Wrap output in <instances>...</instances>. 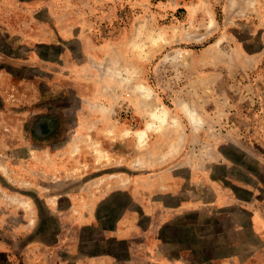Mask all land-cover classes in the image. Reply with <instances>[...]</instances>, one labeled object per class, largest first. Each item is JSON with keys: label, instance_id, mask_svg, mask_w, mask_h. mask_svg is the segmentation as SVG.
<instances>
[{"label": "rangeland", "instance_id": "374dc122", "mask_svg": "<svg viewBox=\"0 0 264 264\" xmlns=\"http://www.w3.org/2000/svg\"><path fill=\"white\" fill-rule=\"evenodd\" d=\"M66 7L12 17L0 3V264H106L131 249L139 264L142 239L115 228L155 231L178 214L174 253L192 244L179 224L203 200L264 208V0Z\"/></svg>", "mask_w": 264, "mask_h": 264}, {"label": "crops", "instance_id": "0c3cea01", "mask_svg": "<svg viewBox=\"0 0 264 264\" xmlns=\"http://www.w3.org/2000/svg\"><path fill=\"white\" fill-rule=\"evenodd\" d=\"M52 1L0 0V3L6 9L1 11V16L9 14L14 17L20 14V8L24 9V17H39L41 14L52 15L55 14L53 10L58 11L59 15L68 13L69 9L66 7L67 0L64 3L66 6L60 4L59 8H56ZM40 26L36 23H29L31 31L38 30ZM8 27L11 31L17 28L20 30V24L14 18L9 19ZM57 30H59V27ZM28 38L29 42L34 43L36 35H29ZM190 169L189 167V175ZM189 175L188 191H194L195 187L190 184L191 178ZM181 190L182 188H179V191ZM221 191V193L224 192L225 194L228 192V190L223 188H221ZM231 198L225 195V197L215 199L213 202L211 200H203L199 205L190 208L193 211H189L187 214L189 216L195 214L196 216L188 217L180 222L179 226L182 235L184 228L187 229V239L192 244L189 243L183 246L182 250L178 249L174 253L171 249H168L169 244L167 241L173 240L175 237L169 235L167 231L170 225H175L178 220V214L175 215L173 213L165 217L159 225L157 224L155 231L145 227L140 228V233L134 232L132 235L129 232H126L125 235H117L119 230L117 231L116 228L112 232L116 240L119 241L131 242L132 240H136L133 235L142 239L140 243L141 249L139 254L136 255L140 256L141 260H139V264H264V208L259 209L255 201L248 203L237 195L235 199ZM188 203L191 202L189 201ZM213 209L216 211V215L214 216H212ZM95 221L97 222V220ZM151 222L153 223V220ZM213 224L217 225L219 229V232L216 234L218 238L213 237ZM80 250H78L77 256L83 258L82 254L84 253L80 252ZM104 254L107 259L106 264L111 261H115L116 264H133L135 259L133 258L135 252L133 253L132 249L130 253H127L129 258L125 260L119 259L113 253ZM85 256H92V263H105L101 262L102 253L85 254Z\"/></svg>", "mask_w": 264, "mask_h": 264}, {"label": "bare ground", "instance_id": "6f19581e", "mask_svg": "<svg viewBox=\"0 0 264 264\" xmlns=\"http://www.w3.org/2000/svg\"><path fill=\"white\" fill-rule=\"evenodd\" d=\"M127 80H129V77L126 78V77L123 75V77H122V81L126 82ZM141 88H143V87H139V89H141ZM145 90H146V89H145ZM143 91H144V88H143ZM193 114H194V113L189 114V116H190V118H191L190 120L192 121V123H197V122H196V118H195V116H193ZM168 116H169V115H168ZM155 117H156V119L158 120L160 126H162V125H163V122L165 121L166 112H165V111H162L160 115H156ZM167 121H168V120H167ZM166 125H167V124H166ZM163 126H164V125H163ZM163 126H162V127H163ZM157 127H159V126H156V128H157ZM150 128H151V125H150V126L147 125V127H146L145 130L140 131V132L137 133V136H138V138H139V141H141V142L143 143V141H144V139H145V136H146V132L149 131ZM135 135H136V134H135ZM102 155H103V154H102ZM102 157H103V156H102Z\"/></svg>", "mask_w": 264, "mask_h": 264}]
</instances>
